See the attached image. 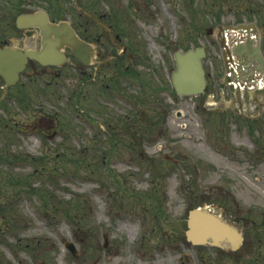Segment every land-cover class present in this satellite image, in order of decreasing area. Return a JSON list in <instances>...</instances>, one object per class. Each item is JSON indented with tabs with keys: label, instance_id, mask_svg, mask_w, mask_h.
<instances>
[{
	"label": "rangeland",
	"instance_id": "1",
	"mask_svg": "<svg viewBox=\"0 0 264 264\" xmlns=\"http://www.w3.org/2000/svg\"><path fill=\"white\" fill-rule=\"evenodd\" d=\"M20 2L81 31L93 16L84 11L106 23L114 17L125 26L115 24L114 34L127 32L121 46L148 84L131 82L132 104L121 97L115 106L107 98L89 105L79 70L66 68L51 87L41 70L38 81L24 76L7 93L0 76V262L206 264L213 253L188 248L185 233L189 210L214 199L207 192L226 185L230 203L264 215V98L238 107L215 86L204 106L200 96L174 93L171 82L175 50L197 45L212 52L213 78L224 74L208 27L254 20L264 47V0H0V42L21 36ZM34 126L38 133H21ZM52 129L54 139L44 135ZM198 251L206 262L195 259ZM215 254L211 263L225 264Z\"/></svg>",
	"mask_w": 264,
	"mask_h": 264
},
{
	"label": "flooded vegetation",
	"instance_id": "2",
	"mask_svg": "<svg viewBox=\"0 0 264 264\" xmlns=\"http://www.w3.org/2000/svg\"><path fill=\"white\" fill-rule=\"evenodd\" d=\"M18 8L19 13H30L36 11L37 9H43L47 12L51 21L58 22L62 20V18H54L50 10L46 7L31 9V7H27L24 2H20L18 4ZM81 8L84 10L83 7ZM84 12L87 16L92 14L93 16H90L92 17L91 19L87 17L86 20L82 22V27L84 26L82 31L78 29V26L71 22L80 38L87 44V49L83 58H78L73 53V49L67 44L61 46L62 62L60 64H43L40 61L29 57L24 69L19 73V79L11 86L12 88L18 83L25 85L26 83L22 80L24 76L28 77L29 82H33L35 80L38 81L39 76L41 75V70L43 71V74L51 75V79L46 81L47 86L51 87L54 84L59 83L60 79H65V77L69 75V73L65 71L66 68H71L79 70L82 84L80 90L83 103L85 102L86 104L93 105L92 101L98 102L99 99L101 101L103 98H107L112 101L111 105L115 106L114 103L118 102L121 97L126 98L124 100L128 104L129 102H131V104L134 102V99L136 98L135 94H132L127 90L131 87V82L136 83L139 78L141 83L147 85L148 81L140 77V73L136 72L134 68L135 61L133 62L134 57L132 56L133 53L128 51V48L125 46V42L123 46L124 48L121 46L122 40L124 38L128 39V37H126L127 32L124 33L125 36L120 32V30L117 34H114V29H116L115 26L117 25L118 28H121L123 25L109 14V17L112 20L109 23H106L101 19H93V17H96V14L99 16L96 11H93L92 13L87 11ZM114 16L118 17L116 13ZM92 26L97 28V30H91ZM17 30L21 34L20 37H17L18 41L13 42L12 39H10L11 37H9L11 41L7 39L2 40L0 42V48L8 45L15 46L18 50L22 51L29 48L37 51H41L43 49V36L39 27H17ZM27 34L30 35L28 36ZM209 58L215 67L213 57L210 56ZM215 71L216 69L213 71V74ZM212 77V73L208 72V85L212 83ZM215 80L217 88L221 89L223 95H231L226 88H221L223 80L220 77ZM62 83L65 84L64 81ZM243 104L246 103H241V106ZM92 107L94 106H91L90 108ZM82 111L85 112L84 109H82ZM132 115L135 118V114L133 111L130 112V110L125 112V115H123L125 117L124 123L128 122L126 124L128 127H130V123L133 122L131 120ZM20 130L22 134L31 132L35 134L39 131L36 126L26 130L21 128ZM44 133L45 136H49L51 139H54L57 135V130L52 129L51 131H45ZM165 157L168 160H174V157L168 153L165 154ZM224 186L226 187V185ZM224 186H220L221 190L219 189L220 191H216L215 194L213 191L207 192V198H214L213 200H210L211 202H203V205L197 204L196 206L208 208L220 216L222 220L235 226L242 234V242L236 249L233 248V244L231 242H224L221 246L212 245L210 243L193 245L191 242H188L187 247H199L200 249L204 248L205 250H210L213 255L208 258L211 259V261L206 264H212V258L216 257V251L225 254V264H238L239 262H241V264H264V215L260 216L259 212L255 215L247 214L244 207L240 202L236 201L235 198H233L232 203H230L229 198L232 197L231 190L224 189ZM217 199H221L222 202L218 203ZM1 254L2 253L0 252V261H2ZM183 259L187 262L190 260L189 257L185 255H183ZM195 259H201L202 262L207 261L203 251L196 252ZM0 264L3 263L0 262Z\"/></svg>",
	"mask_w": 264,
	"mask_h": 264
},
{
	"label": "water",
	"instance_id": "3",
	"mask_svg": "<svg viewBox=\"0 0 264 264\" xmlns=\"http://www.w3.org/2000/svg\"><path fill=\"white\" fill-rule=\"evenodd\" d=\"M17 25L19 27L39 26L43 35V49L41 51L28 49L23 52L8 46L0 48V73L6 81V85H12L17 81L19 72L24 69L28 57L38 59L44 64L58 63L61 62L60 47L64 44L71 46L79 58H83L87 49L86 44L80 39L69 22L52 23L44 11L19 15ZM251 26L256 30L254 23H242L237 28L249 29ZM250 47H253V51L250 50ZM235 51L239 54L245 52L249 57L256 54V60L264 68V57L259 47L253 46L252 40L236 46ZM205 53L203 46L189 48L185 51L177 50L175 52L177 67L172 74L173 85L180 94L196 95L202 93L203 102L205 101L206 77L202 58ZM230 88L232 89V87ZM259 93L264 94V89L252 93L246 92L244 97L248 101L250 94H252L253 99L258 100ZM188 226V238L194 243H204L208 239H212L215 244H221L222 241L226 240L233 242L234 247H236L241 239L236 228L214 214L201 209L190 211ZM66 245L76 254V248L72 242H67Z\"/></svg>",
	"mask_w": 264,
	"mask_h": 264
},
{
	"label": "bare ground",
	"instance_id": "4",
	"mask_svg": "<svg viewBox=\"0 0 264 264\" xmlns=\"http://www.w3.org/2000/svg\"><path fill=\"white\" fill-rule=\"evenodd\" d=\"M261 85H264V81H263V80H262V81H260V86H261Z\"/></svg>",
	"mask_w": 264,
	"mask_h": 264
}]
</instances>
